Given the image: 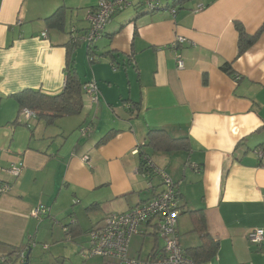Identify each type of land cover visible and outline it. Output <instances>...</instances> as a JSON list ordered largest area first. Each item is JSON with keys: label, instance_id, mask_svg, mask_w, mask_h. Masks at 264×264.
Returning a JSON list of instances; mask_svg holds the SVG:
<instances>
[{"label": "crops", "instance_id": "1", "mask_svg": "<svg viewBox=\"0 0 264 264\" xmlns=\"http://www.w3.org/2000/svg\"><path fill=\"white\" fill-rule=\"evenodd\" d=\"M161 1L163 9L145 11L135 0L116 13L82 77L75 49L76 72L82 83L96 81L98 101L86 96L80 114L47 125L35 116L20 121L13 94L63 89L70 37L85 33L86 12L97 0H0V166L22 164L17 177L0 172L10 184L0 194V263L35 243L32 263L42 250L80 264L94 225L159 192L158 179L142 176L141 156L132 153L139 146L176 185L180 244L205 246L195 264L264 261V243L256 248L247 239L251 229L264 228V27L241 55L235 27L255 34L264 25V0ZM61 6L65 26L48 28L44 19ZM176 37L185 40L171 48ZM84 56L88 61L86 49ZM224 63L234 76L221 69ZM128 101L139 106L137 115L126 110ZM87 126L91 134L82 135ZM150 129L185 137L188 148L155 151L146 146ZM109 131L114 135L97 145ZM38 205L48 207L41 219L31 216ZM156 238L142 226L128 255L147 258L162 247Z\"/></svg>", "mask_w": 264, "mask_h": 264}, {"label": "built area", "instance_id": "2", "mask_svg": "<svg viewBox=\"0 0 264 264\" xmlns=\"http://www.w3.org/2000/svg\"><path fill=\"white\" fill-rule=\"evenodd\" d=\"M135 0H97L95 7L86 12L88 28L80 36H71L69 44L75 45L84 42L91 46L99 39L114 14L126 9ZM137 5L145 11H155L165 8L161 0H136ZM175 13L174 8L169 9ZM46 36L45 32L41 33ZM183 37H176L171 43V48H176L184 42ZM178 68L183 67V60L179 55L175 56ZM81 90L90 102L98 101V88L93 79L84 82ZM35 114L28 108H22L19 112L20 121H28ZM82 135H89L91 128L81 127ZM140 148L136 147L132 153L139 154ZM87 159V158H84ZM141 164L148 173L141 171L144 177L151 176V180L157 178L160 181V191L155 196L127 212L109 213L104 219L89 231V246L80 250L83 259L92 256H99L105 259H115L119 264H195L193 259L186 255L179 242L177 232V209L176 186L167 174L158 168L148 155L141 156ZM22 171V164H11L8 167H1L0 172L6 173L10 177H17ZM148 187L152 188L149 182ZM10 184L8 181H0V194L8 191ZM48 211V207L38 205L31 211V216L40 219ZM142 226L152 227V231L162 241V248L155 251L145 259L132 258L128 255V246L133 235L138 234ZM247 239L254 245L260 247L264 243V228L256 227L247 234ZM25 250L21 249L15 254V260H3L4 264H23L25 261Z\"/></svg>", "mask_w": 264, "mask_h": 264}, {"label": "trees", "instance_id": "3", "mask_svg": "<svg viewBox=\"0 0 264 264\" xmlns=\"http://www.w3.org/2000/svg\"><path fill=\"white\" fill-rule=\"evenodd\" d=\"M184 1H187V0H180V2H184ZM66 14H67L66 10L63 6L58 7L52 14H50L49 16H47L44 19V22L46 23L48 28L61 29L65 26L64 24L66 22L65 21L66 20ZM235 27H236V30L238 31V55H241L250 46H252L254 44V42L257 40L258 36L260 35L264 25L255 34L247 33L240 23H235ZM103 33H104V31H103ZM99 39H97L89 47L85 43L86 44V55L88 58V63H90V64H92L95 61V58H91V52H92L91 50L93 49V47L95 46L96 42ZM79 43H81V41L78 42V44ZM78 44L70 45L71 47L69 46V49H68L69 52H68V55L66 58V65H65L67 77H66V81H65V85H64L63 89L54 95H47V94H44L38 90H33V89H23L22 91H19V92L13 94V98L17 102V105L20 109L28 108L29 110H31L35 114V117H37L38 120H44L47 125L52 124L54 121H56L60 117L69 116V115H77V114H80L82 112L84 103H83V95H82L83 92L81 90V85L84 82L82 83V81L80 80V77H79V75L76 72V69L74 67V60L72 58V53L75 51ZM221 69L224 72L228 73L229 75L234 76V73L231 70V66L229 63H224L221 66ZM95 83H96V81H95ZM96 86H97V83H96ZM97 88H98V86H97ZM98 92H99V90H98ZM125 103H124L125 108L131 116H135L138 114L139 106L137 104H135L133 102H129V101L125 102ZM113 135H114V133L112 131H109L99 141V143L97 145H99L100 143L102 144V143L107 142ZM146 139H147L146 146H151L152 149L155 151L156 150H174V149H187L188 148V145L186 142L187 139L185 137L184 138H173L169 134H167V132L165 130H162V129H150L147 132ZM139 148L141 150L142 146H139ZM143 154L145 155L144 152L140 151L139 155L142 156ZM145 169L146 168L144 166L142 167V164H140V170L145 171ZM145 172L148 173V170H146ZM145 178H147V177H145ZM150 178H151V176H149L147 179H149V181H150L151 180ZM159 186H160V181H159L158 187ZM152 188H154L153 184H152ZM175 196H176V200H177V209H178V211H180L179 203H178L177 188H176V195ZM150 199H152V198H150ZM47 214H48V211L44 216H46ZM44 216H42V217H44ZM64 231L66 232V234L68 236H70L69 235V232H70L69 228L64 227ZM89 231H88V233H89ZM205 237H206V235H204V238ZM156 240L161 241V239L159 237H157ZM129 244H130V242H129ZM35 245L36 244L33 243L32 245H28V247L26 246L23 248L13 249L9 254L1 257L2 262L0 264H4L3 260L5 262L7 260L14 261L16 252L20 251L21 249H24L26 254L29 251L28 257L25 256V261L23 262V264H25V263L28 264L29 256L31 253L30 250L33 247H35ZM88 246H89V236H88L87 246L82 247L81 249L87 248ZM204 248H205V246L203 244H201L199 246L192 247V248H189L186 250L184 248L183 249H184L186 255L189 256L190 258H192L194 262H196L195 261V260H197L196 256L201 254V251H203ZM214 248H216V246ZM154 252H152L150 254H153ZM79 254H80V251H79ZM150 254H149V256H150ZM211 254L212 253L210 252L208 255H211ZM80 257H81V255H80ZM205 257H207V255H205ZM103 259H105V258H103ZM84 260H86V259H84Z\"/></svg>", "mask_w": 264, "mask_h": 264}, {"label": "rangeland", "instance_id": "4", "mask_svg": "<svg viewBox=\"0 0 264 264\" xmlns=\"http://www.w3.org/2000/svg\"><path fill=\"white\" fill-rule=\"evenodd\" d=\"M85 49H86V45L85 44H79L77 47H76V54H75V58L78 59V65L77 67L79 68V75L82 77L83 76V73L81 70H85L86 69V64L89 65L88 61L85 60ZM84 51V53H83ZM96 57L98 58V56L96 55ZM91 58H95L94 55H91ZM83 99H87V97L84 95L83 96ZM40 125L42 124L41 122L39 123ZM40 129V126L38 127V130ZM41 237H42V234H41ZM39 239H41L40 237H38ZM150 240V238H149ZM250 242V241H249ZM251 243V242H250ZM254 247L256 248H259L258 246L254 245L253 243H251ZM81 247H84L81 246ZM80 247V248H81ZM23 248V247H22ZM79 248V249H80ZM257 250V249H256ZM73 251V250H72ZM79 251V250H78ZM73 254L76 255V253L73 251ZM78 254V253H77ZM63 255H60V256H54L52 253H50V251H42L40 250L39 254H38V257H37V261L35 263H32V258H33V255L31 254L29 256V260L31 262H29L28 264H71L69 262V258L68 256H63ZM96 257H99V256H92V257H89L88 259H92V258H96ZM88 259L84 260L82 259V261L80 260V264H90V262H87ZM2 262V261H1ZM264 261L263 259L262 260H259L258 262L256 263H245V264H263Z\"/></svg>", "mask_w": 264, "mask_h": 264}, {"label": "water", "instance_id": "5", "mask_svg": "<svg viewBox=\"0 0 264 264\" xmlns=\"http://www.w3.org/2000/svg\"><path fill=\"white\" fill-rule=\"evenodd\" d=\"M28 255H29V251L27 252L26 257H28ZM25 264H26V263H25Z\"/></svg>", "mask_w": 264, "mask_h": 264}]
</instances>
